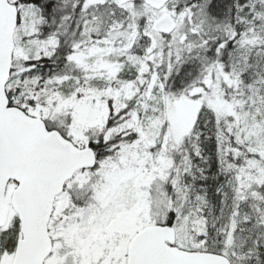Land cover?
Wrapping results in <instances>:
<instances>
[{"label": "snow or ice", "instance_id": "1", "mask_svg": "<svg viewBox=\"0 0 264 264\" xmlns=\"http://www.w3.org/2000/svg\"><path fill=\"white\" fill-rule=\"evenodd\" d=\"M0 264H264V0H0Z\"/></svg>", "mask_w": 264, "mask_h": 264}]
</instances>
